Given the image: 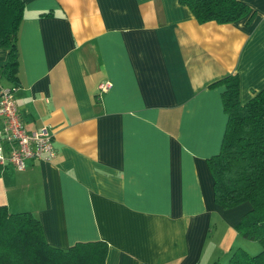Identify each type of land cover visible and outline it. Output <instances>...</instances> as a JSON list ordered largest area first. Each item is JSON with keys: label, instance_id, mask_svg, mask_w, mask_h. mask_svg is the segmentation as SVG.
Instances as JSON below:
<instances>
[{"label": "crops", "instance_id": "crops-1", "mask_svg": "<svg viewBox=\"0 0 264 264\" xmlns=\"http://www.w3.org/2000/svg\"><path fill=\"white\" fill-rule=\"evenodd\" d=\"M23 1L16 106L27 129L52 131L56 155L0 163V205L31 212L54 246L105 240L104 264L246 250L233 225L248 203L212 201L206 158L225 115L222 86L208 85L235 72L241 103L264 85V0H241L251 14L226 23L177 0Z\"/></svg>", "mask_w": 264, "mask_h": 264}, {"label": "trees", "instance_id": "trees-1", "mask_svg": "<svg viewBox=\"0 0 264 264\" xmlns=\"http://www.w3.org/2000/svg\"><path fill=\"white\" fill-rule=\"evenodd\" d=\"M177 2L197 22L226 23L251 14L241 0ZM24 9L23 0H0V47L7 49L0 76L13 83L0 82V87L15 89L17 83V36ZM216 85L222 86L220 102L225 120L218 149L206 158L212 201L223 208L248 203L233 228L240 237L257 241L260 248L249 253L236 247L225 260L209 264H264V85L242 103L235 72L225 73L208 86ZM107 250L103 239L78 240L65 248L54 246L47 242L38 218L31 212H10L0 205V264H104Z\"/></svg>", "mask_w": 264, "mask_h": 264}, {"label": "built area", "instance_id": "built-area-1", "mask_svg": "<svg viewBox=\"0 0 264 264\" xmlns=\"http://www.w3.org/2000/svg\"><path fill=\"white\" fill-rule=\"evenodd\" d=\"M110 81L98 84V92H105ZM14 87H0V163H9L22 170L28 158L50 160L55 157L53 133L46 126L27 129L18 115Z\"/></svg>", "mask_w": 264, "mask_h": 264}, {"label": "rangeland", "instance_id": "rangeland-1", "mask_svg": "<svg viewBox=\"0 0 264 264\" xmlns=\"http://www.w3.org/2000/svg\"><path fill=\"white\" fill-rule=\"evenodd\" d=\"M2 82H4V79H2ZM247 242V249L246 251L249 253H254L259 250L260 244L255 241V240H249V239H244Z\"/></svg>", "mask_w": 264, "mask_h": 264}]
</instances>
